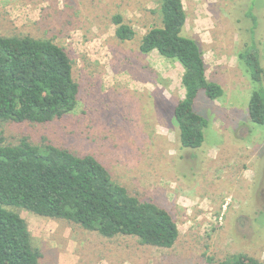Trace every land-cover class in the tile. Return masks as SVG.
I'll list each match as a JSON object with an SVG mask.
<instances>
[{
    "label": "rangeland",
    "instance_id": "374dc122",
    "mask_svg": "<svg viewBox=\"0 0 264 264\" xmlns=\"http://www.w3.org/2000/svg\"><path fill=\"white\" fill-rule=\"evenodd\" d=\"M182 34L202 45L209 80L195 110L209 119L203 144L181 147L174 106L184 68L139 49L162 25L160 0H0V35L50 38L73 59L76 108L50 122L0 119V140L54 144L101 161L131 195L166 208L180 235L171 248L130 235L107 238L64 220L6 206L28 222L40 264H217L235 253L264 263V125L248 114L253 84L239 52L255 42L264 67V0H183ZM115 14L136 35H116Z\"/></svg>",
    "mask_w": 264,
    "mask_h": 264
},
{
    "label": "trees",
    "instance_id": "16d2710c",
    "mask_svg": "<svg viewBox=\"0 0 264 264\" xmlns=\"http://www.w3.org/2000/svg\"><path fill=\"white\" fill-rule=\"evenodd\" d=\"M160 16L162 25L141 37L139 49L145 54L156 50L182 64L185 95L174 106V116L181 147L195 149L203 144L209 125L195 110V100L200 91L218 99L224 88L208 79L200 41L182 34L187 21L183 0H160ZM113 20L119 39L134 38L136 31L122 15ZM238 57L253 84L249 117L264 125V67L257 44H247ZM79 93L73 59L63 46L50 38L0 35V119H61L76 108ZM6 206L78 224L107 238L134 236L146 246L171 248L180 235L166 208L131 195L96 157L51 143L34 144L26 137L17 144L0 140V264H40L42 254L33 246L28 222ZM217 264L264 263L235 253Z\"/></svg>",
    "mask_w": 264,
    "mask_h": 264
}]
</instances>
